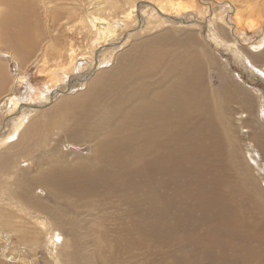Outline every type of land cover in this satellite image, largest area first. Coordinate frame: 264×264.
Here are the masks:
<instances>
[{"label": "rangeland", "instance_id": "rangeland-1", "mask_svg": "<svg viewBox=\"0 0 264 264\" xmlns=\"http://www.w3.org/2000/svg\"><path fill=\"white\" fill-rule=\"evenodd\" d=\"M74 1L68 0L66 3L70 5ZM177 1L183 6L187 4L186 0ZM214 1L224 4L218 5ZM214 1L196 0L194 2L195 7L191 9L193 15L189 18L194 21L195 25H198L194 28V33H197L194 38L197 40H191L184 44L181 42L183 40L168 39L165 43L160 44L161 51L168 61L171 59L170 57L182 56V60H176L177 64L190 62L195 59L192 56V50L198 59L194 60L198 67L189 84L190 86L192 83L195 90H190L188 86L180 91L183 97L191 96L196 91L204 92L206 95L204 111L200 113L201 116L196 125L186 126V133L190 136H179L178 143L170 154L162 156V159L158 160L144 152L140 153L141 157H133L127 150L118 149L116 145L106 147L98 155L95 144L104 138L113 141L117 138L108 122L98 131L84 132L78 140L77 146L71 142L67 143L65 149H60L62 153L68 154L69 160L75 158L80 161L81 168L86 170L97 169L92 166L96 162V156L107 158L106 162L102 161L107 166L104 174L101 172L102 180L92 184L88 182L87 177H84L79 194H70L62 200L46 197L41 202L42 206L55 213V220L48 218L47 222H53L58 229L56 237L53 239L54 243L50 245L47 242V236H44L43 239L37 237L41 245L34 248L33 255L32 251H28V247L17 244L12 237V240H8L10 235H6L8 238L0 239V264H21L17 255L26 253L25 258L28 264L29 262L31 264L32 262L33 264H58L53 259L54 254L52 255V252L55 251L64 255L60 264H66V257L73 258L76 264H264V239L250 234L251 231L259 228L264 230V174L255 166L253 160L250 159V154L246 151L244 145V142L248 141L244 139L246 135L239 133L241 141L238 144L236 142L232 144L227 131V120L229 119L231 122L233 120L236 125L237 115L241 112L244 115L247 114V108L242 109L241 95L238 94L234 85L224 79L222 72L209 64V59L203 56L199 49L205 47L211 54L216 55L217 60L220 62L223 60L228 64L225 67L234 76L233 79L242 85V96L248 97L250 94L246 88L258 89L262 93V102L260 103L264 110V80L243 69L232 57L230 51L224 48V45H216L208 39L210 32L208 24L211 23L212 18H223V23H226L225 18L227 17L228 21L231 20V26H235L236 30L234 29V31L237 33L234 38L243 44L241 47L244 50L264 52V40L258 48H250L252 44L257 43L261 36H264V13H253L240 20L239 13L243 15L242 10L244 7L247 8V3H250V7H252L261 0ZM77 2H80L81 5V15H85L86 18L88 14L92 17L96 16L93 11L88 9L92 3H94L93 5L97 3L96 0H77ZM202 2L207 4L202 5ZM228 5L232 6L228 7ZM150 10L148 9L146 15L143 16L145 20L150 14ZM75 11L77 12L76 9ZM47 15L49 16V14ZM122 17V15L112 14L107 19L111 23L118 18L122 19ZM236 22L240 24L236 26ZM249 24H253L254 29H250ZM115 25L120 26V24ZM77 27L74 25L73 31H70V28L61 30L64 36L62 47H68V44L71 43V47L75 48V50L73 49L74 57L77 59L75 67L77 68L81 62L86 63L76 72H72L76 75L74 77L85 76L90 71L89 63L92 59L91 52H93L91 47L93 35L87 31L88 29L83 30V25H81V35H79L76 33L78 30L74 32ZM167 27L173 29L174 26L168 24ZM128 29L131 28L117 29L115 35H121L116 37L119 39L117 41L114 39L115 44L113 45L107 44V42L100 43L102 46L107 44L102 49L118 43L121 46L126 40L124 36ZM165 31L154 32L148 39L158 35L162 36L161 33H165ZM52 33L51 31L50 34ZM53 35H57V33H53ZM122 36L124 38H120ZM142 37L145 35L142 34V36L125 43L116 51V54L114 52L115 56H121L120 60L116 61V58L112 57L109 67L103 66L96 72L108 76L113 74L112 70L117 64L130 62L128 58L131 56L138 58L130 67L125 66L120 75L129 73L127 78L119 82L116 87L118 101H125V94L136 90L142 84L134 82L135 79L148 74L147 70L141 72V68L146 65L149 57L146 58L142 53L135 52V48H139V44L143 40ZM45 44L46 42L43 45ZM193 45L195 49H192ZM237 46L239 45L237 44ZM66 49H62L59 57H50L42 62L40 59L31 60L21 64L16 60H9V53L1 51L2 60L8 57L6 63L8 94L0 98V105L11 95L18 96L22 100L14 111L3 110L0 112V135L7 129L6 122L16 119L19 115L18 111L22 107L29 110L28 106L32 104L36 107L40 106V109H44L41 113L49 111V108L52 111L59 110L53 112L56 116H53L50 111L44 116L40 115V119L45 124L28 137L29 145L34 143V148L29 145L26 149L19 147L23 151L29 149L31 157L36 155L40 157L42 172H46L45 167L51 162L54 151L53 145L47 140L65 136L66 128L69 130L73 124L72 115L81 116V106L73 107V102L77 99L81 102L89 99L83 94L88 92L91 86L71 94L65 103L58 99L53 105L47 106V104L43 105L42 100H27L28 86H33V78L37 77L41 81L38 88L45 89L50 72L54 67H59L55 64V60L58 59L66 63L67 52H64ZM244 50L242 51L245 52ZM146 53L149 52L146 51ZM81 54L85 56L83 60ZM261 64L264 65V62ZM84 67L87 68V71ZM179 72V68L167 76H164L163 72H157L156 76H149L146 81L156 94L160 92L159 79L162 78L165 82L170 83L169 86H166L167 89L172 88L177 82ZM72 73L70 78L73 76ZM88 75L89 78L86 81H90V78L93 77L90 72ZM111 88L112 86L108 90ZM104 92L97 93L94 88L89 91L92 96ZM80 95L81 98H78ZM151 95L153 94H148L146 97L149 104H151ZM60 103L62 104L57 107ZM105 103L108 105L101 106V109L114 104L110 99ZM62 106L64 107L60 110ZM127 106L128 103L125 107ZM68 111L70 112L67 113ZM178 119L179 123L183 121L180 116ZM242 120L244 121L245 118ZM241 127L246 128L245 123ZM252 141H254V143L252 142L254 149L262 156L264 163V140L257 136ZM142 144H134L133 152L139 153L143 149ZM201 147L205 148L206 153L199 163L191 158L194 156L195 150L200 151ZM190 150L192 157L188 153ZM126 159H129V169L125 165H121L125 164ZM23 162L26 163L27 159L24 158ZM29 163L32 166L33 162ZM33 174L37 176V171ZM213 179L215 180L214 184L221 183L217 191L221 201L216 203V207L222 213L215 211L209 203L215 202V192L211 186ZM204 208L214 215V223L204 219ZM214 225L218 226L219 235L216 244L211 246L212 237L209 233ZM29 238L32 239L30 236ZM23 248L26 249V252Z\"/></svg>", "mask_w": 264, "mask_h": 264}, {"label": "bare ground", "instance_id": "bare-ground-1", "mask_svg": "<svg viewBox=\"0 0 264 264\" xmlns=\"http://www.w3.org/2000/svg\"><path fill=\"white\" fill-rule=\"evenodd\" d=\"M66 1L68 2V0H0V98L8 94L6 65L8 57L2 60L1 51L9 53V60H16L21 64L31 60L37 61L40 59L42 62L50 57H59L61 51H63L62 49L67 48L64 51L67 52V56L65 55L67 57L66 63L58 59L55 60V64L59 67L53 66L54 68L50 72L45 89L38 88L41 81L37 77L33 78V86H28L27 100H42L43 105L51 106L58 99L63 103L67 102L71 94L86 89L87 86L94 88L97 93L104 92L112 86L107 92L95 96L89 93L92 89L90 87L88 92L83 94V96L89 97L88 101L81 102V100L77 99L73 102V107L81 106V116L72 115L74 121L69 130L66 128L65 136L47 140L53 145L54 151L52 152L51 162L45 167L46 172L41 171L43 167L40 157L37 155L31 157L29 149L23 151L19 147L26 149L30 142L28 137L36 133L45 124L40 119L41 114V116H44L50 111L53 116H56L53 112H58L59 110L52 111L49 108V111L41 113L44 109L32 104L28 106L30 107L29 110H25L24 107L19 109L17 118L11 122L7 121L5 124L7 129L2 131L3 133L0 135V239L8 238L6 235H10L8 240H12V237L17 244L28 247V251H32V254L35 251L34 248L40 244L37 237L43 239L44 236H47V242L52 245L54 243L53 239L56 237V231H58L53 222H47L48 218L55 220L54 211L43 207L41 202L46 197L62 200L70 194H79L84 177H87L89 183H97L102 180L101 172L104 174L107 168L102 163V161H107V158L103 156L101 158L96 156V162L92 166L97 169L86 170L81 168V162L75 158L69 160V155L62 153L61 148L65 149L69 142L77 146V142L84 132L98 131L108 122L117 138L114 141L104 138L98 144H95V150L98 155L106 147L116 145L118 149H125L136 158L141 157L140 153L144 152L154 156L157 160L162 159V156L169 155L174 149L178 143L179 136H190L186 133V126L196 125L201 116L200 113L204 111V101L206 100L204 92L196 91L187 97H183L180 94L181 89L189 86L194 76V71L198 67V64L194 61L198 60L194 51L192 50V56L195 59L190 62L177 64L176 60H182L183 57H170L171 59L168 61L160 47V44L165 43L168 39L183 40L181 42L184 44L191 40H197L194 38V35L197 34L194 33V28L198 25H195L194 21L189 18L193 15L191 9L195 7L194 2L196 0H186L187 4L183 3L184 6L177 0H96L97 3L95 5L92 3L91 7L88 8L96 16L92 17L88 14L87 18L85 15H81L80 2L78 3L75 0L69 5ZM206 2L201 4L206 5ZM214 3L218 5L224 4L223 2L217 3L215 1ZM250 5V3H247V8L244 7V10H242L243 15L239 13L241 16L239 17L240 20L242 17L250 16L253 13H264V0L257 1L252 7ZM259 5L262 7H258ZM231 6L228 5V7ZM148 9H151L150 14L147 15L148 17L145 20L143 16L146 15ZM52 13L54 14L52 15ZM112 14L122 15L123 17L110 23L107 18ZM225 22L223 23V18L216 19L213 17L211 23L208 24V28H210L208 39L216 45H224V48L230 51L232 57L243 69L248 70V73L250 72L252 75H258L260 79L264 80V65L261 64L264 62V52L244 50L241 47L243 44H240L239 40L234 38L237 32L235 33L234 31L235 26H231V20L229 19L228 21L226 17ZM115 24H120V26ZM168 24L173 25V29H169L167 27ZM236 24L238 26L240 23L236 22ZM74 25L78 26L74 32L78 30L76 33L79 35H81V25H83V30L88 29L87 31L93 35V42L91 41L92 38L90 40L93 52H91L92 59L89 63V72L93 77L90 78V81H86L89 78V72L85 76L78 75L74 77L76 75L73 73L86 63L81 62L76 68L75 48L71 47L70 42L68 47H62V38L64 36L61 30L70 28V31H73L72 27ZM122 27L124 29L131 28L126 30L124 36L126 40L122 45L119 46L118 43L102 49L104 45L115 44L114 39L117 41L119 38L116 37L121 36L115 35L116 30ZM248 27L254 29L255 26L249 24ZM159 30L166 31L161 33L162 36L158 35L148 39L151 34ZM51 31L57 33V35L50 34ZM142 34L145 37H142L143 40L139 44V48H135V52L142 53L146 58L147 56L149 57L146 65L141 68V72L147 70L148 74L134 80V82L142 84L136 90L127 92L124 96L125 101L121 102L116 98V87L119 82L127 78L129 73L120 75L124 71L125 66L130 67L138 58L131 56L128 58L130 62L117 64L112 70L113 74L108 76L97 74L96 72L103 66L109 67L112 57L116 58V61L120 60V55L115 56L116 51L129 40L140 37ZM263 40L264 36H261L257 43L252 44L250 48H258L263 43ZM45 42L46 44L43 45ZM102 42H107V44L102 46L100 44ZM192 49H195L194 45ZM199 49L200 53L209 59V64L217 68L219 72H222L224 79L232 83L238 94L241 95L240 103L242 109L247 108V114L244 115L243 112L238 114L236 125L233 120L231 122L228 119L227 131L232 144H235V142L238 144L241 141L239 133L246 135H243L244 139L248 140L244 142L246 151L250 154V159L253 160L255 166L264 174L262 156L254 149L252 144V142L254 143L252 141L254 137L260 136L264 140V110L260 103L262 102V93L258 89L245 87L250 91V94H248V97L242 96V85L233 79L234 76L225 67L228 64L223 60L222 62L217 60L216 55L211 54L205 47H200ZM146 51L149 53H146ZM81 57H83V60L85 56L81 54ZM178 68L180 72L174 86L167 89L166 86H169L170 83L165 82L161 78L158 81L160 92L154 94L146 79L152 75L156 76L157 72H163L164 76H167ZM118 69L120 70L117 72ZM71 73L73 74L72 78L69 77ZM189 89L195 90L192 83ZM148 94H153L150 96L151 104L146 100ZM78 98H81V95ZM109 99L114 104L101 109V106L108 105L105 101ZM20 100L22 99L18 96L14 97L11 95L7 97L0 105V112L3 110L14 111L18 107ZM126 103H128L127 107H125ZM61 104H58L57 107ZM179 116L183 119L181 123H179ZM243 118H245L244 121L242 120ZM244 123L246 128L241 127ZM134 144H142L143 149L139 153H134L132 150ZM29 146L34 148V143ZM7 148L9 149L8 153ZM195 151L193 157L191 150L188 153L192 160L201 163L206 153L205 148L201 147L200 151ZM24 158L27 159L26 163L23 162ZM29 162L34 164L36 162V165L32 163L31 166ZM27 163L29 165H26ZM121 165H125L129 169V159H126L125 164ZM36 171L37 176L33 174ZM214 181L213 179V185L211 186L215 192V202L209 203L215 211L222 213L216 207V203L221 201V197L217 193L221 183L214 184ZM228 189H230L229 186ZM204 219L212 223L215 221L214 215L205 208ZM218 231V226L214 225L209 233L212 237L211 246H214L217 242ZM250 234L264 239V230L260 228L251 231ZM25 255H17L21 264H28ZM52 255L54 261L58 264H60L61 258L64 257L58 251L52 252ZM30 261L32 262V260ZM65 262L66 264H76L73 258L68 257H66ZM29 264L31 263L29 262Z\"/></svg>", "mask_w": 264, "mask_h": 264}]
</instances>
